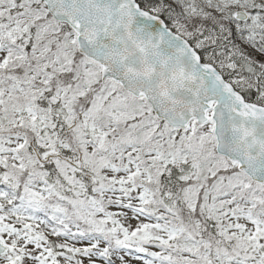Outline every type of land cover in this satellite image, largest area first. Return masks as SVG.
<instances>
[{
  "label": "snow or ice",
  "instance_id": "6c2138e0",
  "mask_svg": "<svg viewBox=\"0 0 264 264\" xmlns=\"http://www.w3.org/2000/svg\"><path fill=\"white\" fill-rule=\"evenodd\" d=\"M0 264H264V0H0Z\"/></svg>",
  "mask_w": 264,
  "mask_h": 264
}]
</instances>
